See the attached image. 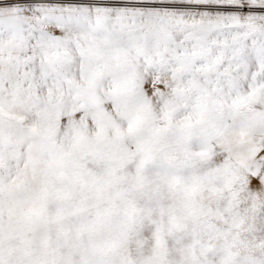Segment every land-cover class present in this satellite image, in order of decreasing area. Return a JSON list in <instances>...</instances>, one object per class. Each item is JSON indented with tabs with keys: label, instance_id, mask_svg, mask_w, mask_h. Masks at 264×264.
Segmentation results:
<instances>
[{
	"label": "snow or ice",
	"instance_id": "1",
	"mask_svg": "<svg viewBox=\"0 0 264 264\" xmlns=\"http://www.w3.org/2000/svg\"><path fill=\"white\" fill-rule=\"evenodd\" d=\"M0 264H264V0H0Z\"/></svg>",
	"mask_w": 264,
	"mask_h": 264
}]
</instances>
